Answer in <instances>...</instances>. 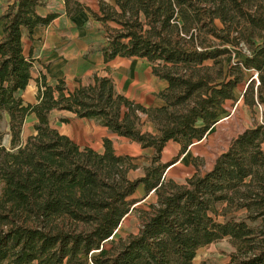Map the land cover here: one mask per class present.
<instances>
[{"label":"trees","instance_id":"trees-1","mask_svg":"<svg viewBox=\"0 0 264 264\" xmlns=\"http://www.w3.org/2000/svg\"><path fill=\"white\" fill-rule=\"evenodd\" d=\"M93 17L117 27L91 53L106 63L138 58L167 82L163 106L146 108L117 93L108 77L78 81L71 92L61 80H37L38 103L23 94L33 62L23 38L57 15H38L41 0H11L0 16V264H195L199 250L228 240L230 264H264V123L235 138L213 167L185 183L166 179L190 147L219 121L244 82L245 103L264 104V0H115ZM71 18L84 8L67 1ZM257 77L256 79L254 77ZM53 111L97 121L111 133L153 149L143 176L139 165L118 156L111 140L104 152L81 149L51 126ZM37 134L26 142V118ZM9 117L10 148L2 124ZM143 117L155 129L143 132ZM67 122V120H62ZM169 142L180 145L168 162ZM140 186L156 202L140 210L139 232L116 240L124 219L140 202Z\"/></svg>","mask_w":264,"mask_h":264},{"label":"crops","instance_id":"crops-1","mask_svg":"<svg viewBox=\"0 0 264 264\" xmlns=\"http://www.w3.org/2000/svg\"><path fill=\"white\" fill-rule=\"evenodd\" d=\"M10 1L11 0H0V16L8 9ZM67 1L79 3L84 10L74 18H71L67 13ZM41 2L42 7L38 10V15L47 17L51 14H55L57 17L50 25L36 28L32 39H29L26 35L23 38L24 55L27 59L31 60L34 65L32 73L33 80L23 94L26 105H36L38 103L39 86L37 80L42 76H45L48 84L52 86H55L59 81L63 80L68 90L72 92L77 87L78 81H81L83 84H88L90 80L97 75L110 78L114 83L117 93L137 104L146 108H160L163 106L160 93L168 87V84L154 76L152 64L147 60L118 57L106 63L102 53H91L93 49L104 45L107 41L106 36L108 32H111L112 29L117 27L113 23H103L96 20L93 14H101L100 6L102 4L116 7L115 0H41ZM3 37L4 23L0 22V40H2ZM139 64L147 65L146 74H148L149 83L143 79V73L139 69ZM242 85L245 86L242 94V103L244 104L243 112L245 116L242 120L244 121L243 123L246 124V127L239 131L229 142V147L237 136L255 125L251 123L250 115L248 114V109L250 110L251 108L245 103L244 99L248 84L244 82ZM235 97L237 100L238 97L236 96V92ZM234 102L235 101H227L221 108ZM262 106H264V104ZM256 108L257 107L251 110H256ZM233 115L234 113H231L228 118H221L220 115L219 121L215 127L220 126L224 121H228ZM62 120H67V122H62ZM143 122L144 125L142 130L145 127L150 130L149 133L155 132L154 126L146 121V117H143ZM37 123L38 118L35 114H31L26 118L22 131L23 142H26L28 138L37 134L35 129ZM50 123L61 135L71 139L81 149H91L95 152L103 153L104 139L107 138L111 140L113 148L118 156H129L136 159L134 163L139 165L140 168L130 172V175L134 172L139 173L134 179L143 176L142 167L148 164V157L153 155V149H143L139 143L111 133L97 121L79 119L72 112L53 111L50 114ZM257 123L261 124V118ZM2 126L3 132L5 133L3 146L9 149L11 136L9 135L8 116H6ZM204 140L196 143L200 144ZM196 143H194L189 151L182 157L187 156ZM174 150L177 154L171 158L169 153ZM179 152L180 145L169 142L163 152V161H170L175 158ZM165 155H168V157ZM179 161L174 166H176ZM168 172L166 174L167 180ZM139 191H143V200L145 201L149 198H153L155 195L151 193L149 196H146L144 187L140 186L134 196L138 201L137 194Z\"/></svg>","mask_w":264,"mask_h":264},{"label":"rangeland","instance_id":"rangeland-1","mask_svg":"<svg viewBox=\"0 0 264 264\" xmlns=\"http://www.w3.org/2000/svg\"><path fill=\"white\" fill-rule=\"evenodd\" d=\"M147 65L139 64V69L143 73V79L149 83L148 74H146ZM245 86L241 85L236 91L238 97L234 103H229L220 110L221 118H228L230 114L234 113L233 117L228 121H224L220 126L215 127L207 136V138L200 144L196 143L190 150L187 156L180 159L179 163L171 168L168 172V180L176 183H183L188 180L196 172L201 171L205 173L209 171L217 157L225 152L229 147V142L238 134L239 131L246 127L242 118L245 116L243 112L244 104L242 94ZM251 123L256 124L258 120L264 118V106L257 107L256 110H249ZM3 126L1 132H3ZM144 132H149L148 128H143ZM170 149V148H169ZM168 151V150H167ZM170 152V151H169ZM170 157H174L175 150L169 153ZM168 157V155H165ZM139 173L134 172L130 175L131 179L138 176ZM140 203L135 207L136 209L123 221L122 225L116 232L115 239L126 238L130 235H135L139 232L141 225L140 210H148V205L156 202V196L144 199L143 191L137 194ZM143 200V201H142ZM234 248L228 240L213 244L209 247L199 250L195 259V264H230V254Z\"/></svg>","mask_w":264,"mask_h":264},{"label":"built area","instance_id":"built-area-1","mask_svg":"<svg viewBox=\"0 0 264 264\" xmlns=\"http://www.w3.org/2000/svg\"><path fill=\"white\" fill-rule=\"evenodd\" d=\"M255 79L257 78L256 76L254 77ZM260 108H261V106H259ZM264 122H263V119H261V124H263Z\"/></svg>","mask_w":264,"mask_h":264}]
</instances>
